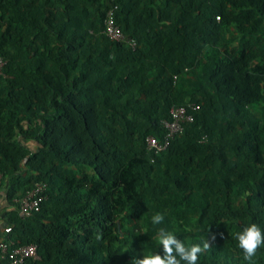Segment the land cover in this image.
I'll return each instance as SVG.
<instances>
[{
	"label": "trees",
	"instance_id": "16d2710c",
	"mask_svg": "<svg viewBox=\"0 0 264 264\" xmlns=\"http://www.w3.org/2000/svg\"><path fill=\"white\" fill-rule=\"evenodd\" d=\"M114 6L135 49L103 34ZM0 56L1 190L14 203L47 184L5 240L36 245L37 264H131L162 254L165 228L186 247L215 235L198 264H248L236 234L264 233V0H0ZM188 102L194 122L149 150Z\"/></svg>",
	"mask_w": 264,
	"mask_h": 264
},
{
	"label": "built area",
	"instance_id": "2783aa9c",
	"mask_svg": "<svg viewBox=\"0 0 264 264\" xmlns=\"http://www.w3.org/2000/svg\"><path fill=\"white\" fill-rule=\"evenodd\" d=\"M117 6L110 8L104 19L103 34L110 40L126 43L132 49L136 48V42L133 39L127 38L121 27L116 24L115 11ZM217 20H220L217 17ZM7 65V61L0 56V75L3 74V69ZM177 80V77H175ZM200 111V105L195 102H188L185 105L172 106L169 111V119L161 122L166 130V134L162 140L150 136L147 138V147L155 153L166 151L171 142L176 136L183 133L185 125L193 123L195 114ZM2 174L0 172V200ZM47 190L46 183H36L34 187L22 196L14 200L16 210L21 217H29L37 213L41 209L42 202L46 199L45 192ZM11 232V227H7L6 234ZM1 258L7 261V264H37L40 261L38 248L36 245L15 246L14 243L7 240L0 242Z\"/></svg>",
	"mask_w": 264,
	"mask_h": 264
},
{
	"label": "clouds",
	"instance_id": "9594fccd",
	"mask_svg": "<svg viewBox=\"0 0 264 264\" xmlns=\"http://www.w3.org/2000/svg\"><path fill=\"white\" fill-rule=\"evenodd\" d=\"M164 221L162 213H156L152 217L153 224H161ZM238 246L243 250V259L248 264H254L253 258L258 250L264 246V233L260 227L252 223L245 226L242 231L236 234ZM157 240L162 248L160 252L143 255L142 258H132L131 264H198L199 256L210 248L211 241L215 240V235L209 239L202 241V244H193L186 247L173 232L160 228L157 234Z\"/></svg>",
	"mask_w": 264,
	"mask_h": 264
},
{
	"label": "crops",
	"instance_id": "0c3cea01",
	"mask_svg": "<svg viewBox=\"0 0 264 264\" xmlns=\"http://www.w3.org/2000/svg\"><path fill=\"white\" fill-rule=\"evenodd\" d=\"M30 147H35L31 146ZM2 198L0 200V242L6 238L5 230L7 226V216L10 212L15 210L13 201L8 198V188L4 187L2 190Z\"/></svg>",
	"mask_w": 264,
	"mask_h": 264
},
{
	"label": "rangeland",
	"instance_id": "374dc122",
	"mask_svg": "<svg viewBox=\"0 0 264 264\" xmlns=\"http://www.w3.org/2000/svg\"><path fill=\"white\" fill-rule=\"evenodd\" d=\"M257 108H258V107H257ZM252 111H253V112H252ZM252 111H251V113H255V115H256V112H257V111H255V110H252ZM257 115H258L259 118L261 117V114L258 113Z\"/></svg>",
	"mask_w": 264,
	"mask_h": 264
}]
</instances>
